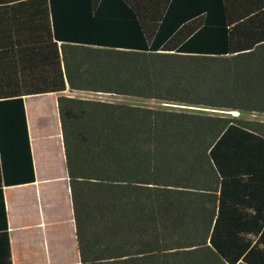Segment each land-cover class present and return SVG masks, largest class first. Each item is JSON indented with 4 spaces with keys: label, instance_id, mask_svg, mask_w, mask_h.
Returning <instances> with one entry per match:
<instances>
[{
    "label": "trees",
    "instance_id": "1",
    "mask_svg": "<svg viewBox=\"0 0 264 264\" xmlns=\"http://www.w3.org/2000/svg\"><path fill=\"white\" fill-rule=\"evenodd\" d=\"M47 93L80 264H264V0H0V264Z\"/></svg>",
    "mask_w": 264,
    "mask_h": 264
},
{
    "label": "crops",
    "instance_id": "2",
    "mask_svg": "<svg viewBox=\"0 0 264 264\" xmlns=\"http://www.w3.org/2000/svg\"><path fill=\"white\" fill-rule=\"evenodd\" d=\"M49 94L24 97L34 180L25 169V179L2 187L12 264H80L57 106L44 112L46 122L35 113L37 99ZM59 189L68 217L62 221L54 213L61 208Z\"/></svg>",
    "mask_w": 264,
    "mask_h": 264
},
{
    "label": "rangeland",
    "instance_id": "3",
    "mask_svg": "<svg viewBox=\"0 0 264 264\" xmlns=\"http://www.w3.org/2000/svg\"><path fill=\"white\" fill-rule=\"evenodd\" d=\"M65 93L68 95L77 96V97L101 99V100L135 104V105H141V106H149V107H161L162 106L161 103L151 100V99H142V98H136V97H131V96L96 94V93H90V92H84V91H73V92L66 91ZM36 104L37 106L35 108V113L39 115V120L43 122L47 121V118L44 117V112L52 111V113H54L56 109V104L54 101V97L52 96V93L37 99ZM232 113L238 114L237 111H232ZM242 117L245 119L264 121V113H247V114H243ZM52 121L54 125L55 119ZM56 196L60 198L61 200V208L58 207L57 205V208H55L54 213H55V216L57 217L56 220L62 221V219H66L68 217H66L67 215L66 210L62 202L64 195L61 189L57 191Z\"/></svg>",
    "mask_w": 264,
    "mask_h": 264
},
{
    "label": "water",
    "instance_id": "4",
    "mask_svg": "<svg viewBox=\"0 0 264 264\" xmlns=\"http://www.w3.org/2000/svg\"><path fill=\"white\" fill-rule=\"evenodd\" d=\"M206 110H210V111H218V112H224L223 110H211V109H206ZM229 113H231V114H232V111H231V112H229Z\"/></svg>",
    "mask_w": 264,
    "mask_h": 264
},
{
    "label": "bare ground",
    "instance_id": "5",
    "mask_svg": "<svg viewBox=\"0 0 264 264\" xmlns=\"http://www.w3.org/2000/svg\"><path fill=\"white\" fill-rule=\"evenodd\" d=\"M233 114V113H232Z\"/></svg>",
    "mask_w": 264,
    "mask_h": 264
}]
</instances>
